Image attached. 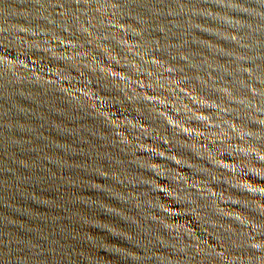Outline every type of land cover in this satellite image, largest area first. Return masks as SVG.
Instances as JSON below:
<instances>
[{
	"label": "water",
	"instance_id": "95a60500",
	"mask_svg": "<svg viewBox=\"0 0 264 264\" xmlns=\"http://www.w3.org/2000/svg\"><path fill=\"white\" fill-rule=\"evenodd\" d=\"M0 264H264V0H0Z\"/></svg>",
	"mask_w": 264,
	"mask_h": 264
}]
</instances>
